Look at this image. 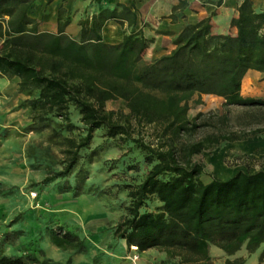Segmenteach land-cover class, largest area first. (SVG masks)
Instances as JSON below:
<instances>
[{"label":"trees","instance_id":"obj_1","mask_svg":"<svg viewBox=\"0 0 264 264\" xmlns=\"http://www.w3.org/2000/svg\"><path fill=\"white\" fill-rule=\"evenodd\" d=\"M36 1L0 0V76L17 78L20 90H37L35 98L24 101L33 112L31 126L53 114L67 129L75 128L69 119L72 105L84 128L78 141L64 139L63 166L42 183L68 177L94 132L104 128L110 138L130 140L149 165L142 181L128 188L126 213L113 227V236L127 249L162 250L178 258V264H213L210 245L226 255L242 247L248 254L256 251L264 243V171L238 172L225 180L212 177L204 184L203 168L192 157L264 129L242 136L211 135L192 143H179V139L197 129V118L187 114L191 105L201 104L203 95L221 98L224 107H264V100L240 94L248 70L261 73L264 80V10L256 12L250 0L241 1L237 17L230 21L234 35L212 34L210 17L187 24L173 39L170 53L142 65L147 41L140 31H133L137 17L130 7L119 4L84 16L76 41L64 32L70 22L63 7L66 0H60L54 34L38 31V21L30 16ZM53 1L45 0V5ZM184 6L181 3L173 10ZM108 21L126 25L118 44L102 39ZM115 100L124 103L127 113L105 109L107 102ZM132 122L139 128L150 126L157 134L156 143L132 138ZM152 198L160 206L142 211ZM59 235L76 252L83 250L77 236ZM243 263V259L226 261ZM0 264L41 263L32 251L25 256L0 255Z\"/></svg>","mask_w":264,"mask_h":264},{"label":"rangeland","instance_id":"obj_2","mask_svg":"<svg viewBox=\"0 0 264 264\" xmlns=\"http://www.w3.org/2000/svg\"><path fill=\"white\" fill-rule=\"evenodd\" d=\"M18 83L15 77L0 76V255L25 256L34 251L41 264H178V258L162 250L137 252L113 236V227L126 213L128 188L138 185L149 169L143 152L130 140L110 138L104 128L96 130L68 177L42 183L45 176L62 168L64 139L78 141L84 128L72 105L69 119L75 128L67 129L53 114L31 126L33 112L24 101L35 98L37 90H20ZM241 95L264 100V80L245 79ZM222 104L219 97L203 95L201 104L191 105L190 119L197 118L198 127L180 137L179 143L264 129V107ZM105 109L127 113L120 100L107 102ZM131 129L132 138L156 143L157 134L150 126L139 128L132 122ZM192 162L202 166L203 183L212 177L225 180L238 172L264 171V132L246 140L221 142L193 156ZM159 206L152 198L142 211H156ZM64 232L83 241L81 252L57 238ZM237 259L245 263L243 247L229 261ZM226 261L220 256L211 258L213 264Z\"/></svg>","mask_w":264,"mask_h":264},{"label":"crops","instance_id":"obj_3","mask_svg":"<svg viewBox=\"0 0 264 264\" xmlns=\"http://www.w3.org/2000/svg\"><path fill=\"white\" fill-rule=\"evenodd\" d=\"M241 1L243 0H66L63 3V7L70 22L65 27L64 32L74 40L79 41V21L84 16H90L103 8H112L119 4L130 7L137 17L133 31H140L142 37L147 41V48L141 56V64L147 65L154 59L172 51L174 48L173 39L187 24L196 23L207 17H210L212 34L234 35L236 30L230 26V21L237 17V8ZM250 1L254 11L264 10V0ZM181 3L185 4V6L174 11L173 9L180 6ZM60 4V0H54L47 6L45 5V0H37L33 4L30 9V16L38 21L39 32L53 34L57 32L56 15ZM212 13L213 15H211ZM172 14L176 16L174 20L171 19ZM124 29H126V25L121 27L114 21H108L102 29L103 41L108 44L120 43ZM128 32L129 30H127ZM260 77H262L261 73L248 70L242 79V83L245 79H257ZM187 115L189 118L192 117L189 115V110ZM151 250L153 249L146 252ZM262 250H264V243L251 254H248L245 250L246 261L244 264H257ZM239 251L233 255H226L215 246L210 245L208 248L210 258L220 256L227 261L237 256Z\"/></svg>","mask_w":264,"mask_h":264},{"label":"bare ground","instance_id":"obj_4","mask_svg":"<svg viewBox=\"0 0 264 264\" xmlns=\"http://www.w3.org/2000/svg\"><path fill=\"white\" fill-rule=\"evenodd\" d=\"M131 248H132L133 250H136V247H134V246H132Z\"/></svg>","mask_w":264,"mask_h":264},{"label":"built area","instance_id":"obj_5","mask_svg":"<svg viewBox=\"0 0 264 264\" xmlns=\"http://www.w3.org/2000/svg\"><path fill=\"white\" fill-rule=\"evenodd\" d=\"M130 264H135V263H130Z\"/></svg>","mask_w":264,"mask_h":264}]
</instances>
